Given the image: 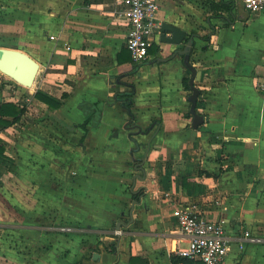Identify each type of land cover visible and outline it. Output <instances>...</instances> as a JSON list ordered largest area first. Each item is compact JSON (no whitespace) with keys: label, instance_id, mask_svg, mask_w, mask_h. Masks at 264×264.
<instances>
[{"label":"crops","instance_id":"obj_1","mask_svg":"<svg viewBox=\"0 0 264 264\" xmlns=\"http://www.w3.org/2000/svg\"><path fill=\"white\" fill-rule=\"evenodd\" d=\"M9 1L17 6L0 14V41L23 49L40 69L30 91L14 80L12 96L0 95V103L26 105L0 132V246L12 231L42 248L7 247L5 264H132L131 255L174 264L186 243L173 211L184 205L226 221L223 264H264V11L250 14L242 0H224L231 12L214 16L210 3L221 0H160L162 23L194 36L191 62L202 71L196 112L204 117L194 127L187 66L175 53L184 43L162 42L161 31L139 63L125 44L119 0H71L69 9L59 8L63 0ZM130 84L142 127L132 135L130 114L115 100ZM39 89L68 96L52 109L34 97ZM37 107L38 124H27ZM135 221L140 227L127 245L124 238L115 249L106 244L119 222ZM62 229L98 233L99 248H91L95 239L81 255L63 253ZM248 230L260 240L245 238Z\"/></svg>","mask_w":264,"mask_h":264},{"label":"built area","instance_id":"obj_2","mask_svg":"<svg viewBox=\"0 0 264 264\" xmlns=\"http://www.w3.org/2000/svg\"><path fill=\"white\" fill-rule=\"evenodd\" d=\"M250 14L264 11V0H242ZM121 8L118 18L128 28L126 47L132 58L139 63L149 58V47L156 34L161 33L162 21L158 16L160 0H119ZM54 38V36H51ZM264 90V81L259 83ZM180 232L185 236L186 246L178 248V255L200 264H223L230 248L226 232V221H212L192 206L184 205L174 209ZM121 229L116 234L122 235ZM244 237L260 240L245 231Z\"/></svg>","mask_w":264,"mask_h":264},{"label":"rangeland","instance_id":"obj_3","mask_svg":"<svg viewBox=\"0 0 264 264\" xmlns=\"http://www.w3.org/2000/svg\"><path fill=\"white\" fill-rule=\"evenodd\" d=\"M69 3H71V0H63V3H58V6L60 5L59 8L62 7L63 9H69V8H67V7H69ZM11 6H14V8H16L17 4L16 3L12 4V2L9 0H0V14H1V16L4 13H6V11L8 9V8L6 9V7H11ZM18 24H19V26H21V24H22L21 21H19ZM20 28L18 31H20ZM19 33H21V31ZM0 46L12 47V46L5 45V41H0ZM12 48H18V47H12ZM18 49H21V48H18ZM21 50H23V49H21ZM16 87L17 86H15V82L11 77L0 72V95H1V91L6 90L5 96L7 98H10L12 96V92H13L12 89L13 88L16 89ZM33 87H36V86L34 85V86L30 87L29 91L31 89H33ZM28 93L25 94L24 92H21L19 95H27L28 96L29 95ZM39 111H40V108H38V107H37V109L32 108L30 110V113H29L30 115L29 114L27 115V119H28L27 124L29 122L34 123L36 125L38 124V114L37 113ZM20 125L22 127V124H20ZM173 214H174V211H173ZM175 218H176V216H175ZM122 219H123L122 222L125 221L126 224L130 220V218L128 216H126L125 218H122ZM17 221H20L19 218H17ZM139 227H140V224L138 221L132 222V224H130L129 226L125 225V227L120 228L123 231L122 235L116 234L117 228H113L112 231L109 232V234H110L109 236H111L113 238L107 239L106 244L109 245L110 247H112L111 246L112 244L120 243L121 239L124 238L123 240H125L126 242H124V241L123 242H124V244L127 245V242L129 240H133V237H135L136 232H137L136 229ZM59 233L60 234L58 236H56V239L61 242L60 246H62V252L65 254H68L72 251H76L79 255H81L83 250L87 249V247L92 246V243L95 239H96V241L93 243L94 246H92L91 248L96 249L98 247V243H97V237L99 236L98 233L91 232V231H85V232H81V231L79 232L78 231L77 233H72V232L66 233L63 229L60 230ZM29 241H31V240H29L28 236L25 233L19 232L18 234H16V232L11 231V236L5 237V241H4L3 245L0 246V264H5V262H6L7 255H8L7 247H9L11 249H15L17 251H20L22 253L23 252L26 253L28 249L30 250V247L34 248L35 250H36V248H40V249L42 248V245H39L37 242H33V241L29 242ZM51 242H54V241L51 240ZM107 245H105V246H107ZM109 246H108V248H109Z\"/></svg>","mask_w":264,"mask_h":264},{"label":"water","instance_id":"obj_4","mask_svg":"<svg viewBox=\"0 0 264 264\" xmlns=\"http://www.w3.org/2000/svg\"><path fill=\"white\" fill-rule=\"evenodd\" d=\"M161 30L162 42L175 44L184 43V47L177 49L175 53L184 55V63L192 73L190 78L192 93L189 96V100L191 101L192 112L195 115L193 126L198 127L204 122V117L202 115H198L196 112L200 89L196 87L195 83L199 81L202 71L191 62V51L194 46V36H188L184 29L168 22L162 23ZM167 32H170L172 35L168 36ZM39 69V62L24 50L0 46V71L11 77L16 82L27 87H32L35 84ZM121 224V222L117 224V229L121 228ZM96 255L98 256L99 253H96Z\"/></svg>","mask_w":264,"mask_h":264},{"label":"trees","instance_id":"obj_5","mask_svg":"<svg viewBox=\"0 0 264 264\" xmlns=\"http://www.w3.org/2000/svg\"><path fill=\"white\" fill-rule=\"evenodd\" d=\"M232 8L233 5L231 1L221 0L218 2L213 1L210 3V9L214 13V16H220L223 11L231 12ZM203 38L210 40L211 34L209 33L203 36ZM191 75H192L191 70L187 68V74L183 78V84L184 87L190 91V94L192 93V87L190 85ZM135 94H136V89H135V85L133 84H130L129 88L122 91H117L115 93V100L120 102V104L124 108H126L130 114V120L126 123V128L129 130L130 135L133 134L134 132L133 130L136 128L138 130H142V127L137 123H135L134 121L133 106H134ZM67 96L68 93L64 92L62 97L58 98L41 89L37 90L34 94L35 98L46 103L52 109L59 108L62 105L64 98H66ZM25 112H26V105H22L21 103L18 102L16 103L14 101H2L0 103V132L6 129L7 127L15 124L17 121H19ZM84 129L87 130L86 127H84ZM148 129L149 127L145 128L144 130L147 131ZM135 146L136 147H134L133 151H135L138 147L137 144ZM0 155L5 156V146L1 143V141H0ZM111 246L113 249H115V244H112ZM172 260L174 264H178L179 262H182L183 264H193V260L182 256L172 255ZM130 262L132 264H150L147 258L137 255H131Z\"/></svg>","mask_w":264,"mask_h":264},{"label":"bare ground","instance_id":"obj_6","mask_svg":"<svg viewBox=\"0 0 264 264\" xmlns=\"http://www.w3.org/2000/svg\"><path fill=\"white\" fill-rule=\"evenodd\" d=\"M1 72V71H0Z\"/></svg>","mask_w":264,"mask_h":264}]
</instances>
